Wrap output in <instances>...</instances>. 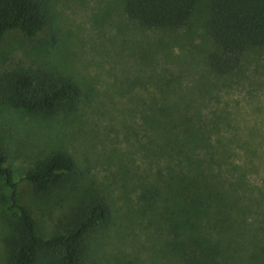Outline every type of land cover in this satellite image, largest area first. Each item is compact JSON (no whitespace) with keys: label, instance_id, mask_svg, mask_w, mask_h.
Masks as SVG:
<instances>
[{"label":"rangeland","instance_id":"1","mask_svg":"<svg viewBox=\"0 0 264 264\" xmlns=\"http://www.w3.org/2000/svg\"><path fill=\"white\" fill-rule=\"evenodd\" d=\"M209 1H200L184 27L146 28L126 15L124 0H50V21L39 34L4 35L0 74L43 66L81 89V102L70 112L1 106L0 143L19 182V201L32 209L42 236L62 229L83 199L107 202L109 219L87 237L89 264H186L173 249V200L162 184L155 200L142 197V182L158 175L152 143L163 138V127L146 117L164 98L201 110L213 122V138L227 141L232 156L259 164L245 191L251 210L240 245L225 244L204 264H250L248 258L264 264V47L241 54L232 73L211 70ZM55 149L74 159L77 186L37 195L23 177ZM10 193L0 179V264H8L7 236L15 219Z\"/></svg>","mask_w":264,"mask_h":264},{"label":"trees","instance_id":"2","mask_svg":"<svg viewBox=\"0 0 264 264\" xmlns=\"http://www.w3.org/2000/svg\"><path fill=\"white\" fill-rule=\"evenodd\" d=\"M200 1L124 0V11L146 28H180L189 23ZM50 17V0H0V44L11 30L36 36ZM206 27L213 43L207 56L210 69L217 74L232 73L239 67L241 54L264 47V0H210ZM81 95L70 77L43 66H15L0 74V107L48 114L70 112L78 108ZM163 100L164 105L154 106L153 116L150 110L146 117H153L163 127V138L152 143L158 175L155 172L142 182V197L155 200L162 184L166 198L173 200L174 209L169 211L173 215V249L186 264H204L207 258L212 261L224 252L225 244L231 249H236L235 243L240 245L251 210L245 191L252 182L251 169L259 164L248 156H232L227 141L213 138V122L201 110L190 111ZM2 178L11 189L10 207L16 209L7 236L8 264H89L87 237L109 219L104 199L89 195L62 229L44 237L32 209L19 201V182L0 143ZM23 179L37 195L67 185L74 189L76 163L69 153L55 149L28 169Z\"/></svg>","mask_w":264,"mask_h":264}]
</instances>
